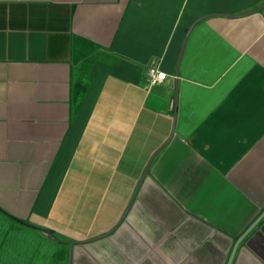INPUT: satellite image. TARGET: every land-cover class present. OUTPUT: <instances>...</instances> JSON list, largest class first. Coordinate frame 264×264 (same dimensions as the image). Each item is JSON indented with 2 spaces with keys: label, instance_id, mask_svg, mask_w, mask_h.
I'll list each match as a JSON object with an SVG mask.
<instances>
[{
  "label": "crops",
  "instance_id": "crops-1",
  "mask_svg": "<svg viewBox=\"0 0 264 264\" xmlns=\"http://www.w3.org/2000/svg\"><path fill=\"white\" fill-rule=\"evenodd\" d=\"M263 5L0 0V264H264Z\"/></svg>",
  "mask_w": 264,
  "mask_h": 264
},
{
  "label": "built area",
  "instance_id": "built-area-1",
  "mask_svg": "<svg viewBox=\"0 0 264 264\" xmlns=\"http://www.w3.org/2000/svg\"><path fill=\"white\" fill-rule=\"evenodd\" d=\"M151 86L159 84L166 79V73L159 69L156 62H153L148 69Z\"/></svg>",
  "mask_w": 264,
  "mask_h": 264
},
{
  "label": "water",
  "instance_id": "water-1",
  "mask_svg": "<svg viewBox=\"0 0 264 264\" xmlns=\"http://www.w3.org/2000/svg\"><path fill=\"white\" fill-rule=\"evenodd\" d=\"M262 8H264V5L263 6H261L258 10H260V9H262ZM193 26H194V24H192L190 27H189V29H188V32H187V34H186V36H185V39H184V42H183V44H182V49H181V54H180V58H181V56H182V53H183V50H184V48H185V45H186V42H187V38H188V36H189V34L191 33V30L193 29ZM178 74H179V63H178V66H177V69H176V72H175V76H176V88H177V86H178V79H177V77H178ZM149 167V166H148ZM147 171H148V168H147V170H146V173H147ZM264 217V212H263V214L257 219V221L251 226V228H249V230L242 236V238L259 222V220H261L262 218ZM242 238H240L239 240H238V242L236 243V246H235V249H236V247L238 246V244H239V242H240V240L242 239ZM234 249V250H235ZM234 252V251H233Z\"/></svg>",
  "mask_w": 264,
  "mask_h": 264
},
{
  "label": "trees",
  "instance_id": "trees-1",
  "mask_svg": "<svg viewBox=\"0 0 264 264\" xmlns=\"http://www.w3.org/2000/svg\"><path fill=\"white\" fill-rule=\"evenodd\" d=\"M41 230H43L44 232H47L49 234H52V230L51 229H47V228H40Z\"/></svg>",
  "mask_w": 264,
  "mask_h": 264
}]
</instances>
